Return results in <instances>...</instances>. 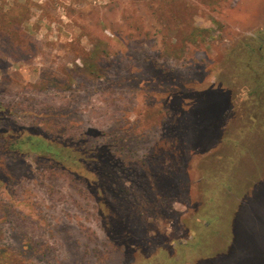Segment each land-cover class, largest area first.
I'll use <instances>...</instances> for the list:
<instances>
[{"label": "rangeland", "instance_id": "374dc122", "mask_svg": "<svg viewBox=\"0 0 264 264\" xmlns=\"http://www.w3.org/2000/svg\"><path fill=\"white\" fill-rule=\"evenodd\" d=\"M0 182V264H264V0H0Z\"/></svg>", "mask_w": 264, "mask_h": 264}, {"label": "trees", "instance_id": "16d2710c", "mask_svg": "<svg viewBox=\"0 0 264 264\" xmlns=\"http://www.w3.org/2000/svg\"><path fill=\"white\" fill-rule=\"evenodd\" d=\"M94 64L96 63L90 64L89 67L93 68ZM8 134L6 144L11 151L50 157L58 166L87 182L99 181L102 176L97 174L92 166V162L101 156L98 150L85 149L76 144H64L36 129L27 131L18 128Z\"/></svg>", "mask_w": 264, "mask_h": 264}]
</instances>
